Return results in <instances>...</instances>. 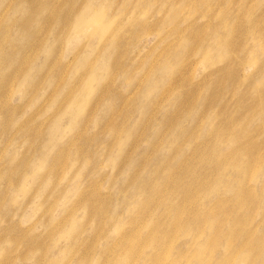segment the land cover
<instances>
[{
  "label": "rangeland",
  "instance_id": "obj_1",
  "mask_svg": "<svg viewBox=\"0 0 264 264\" xmlns=\"http://www.w3.org/2000/svg\"><path fill=\"white\" fill-rule=\"evenodd\" d=\"M0 87V264L264 263V0H0Z\"/></svg>",
  "mask_w": 264,
  "mask_h": 264
},
{
  "label": "bare ground",
  "instance_id": "obj_2",
  "mask_svg": "<svg viewBox=\"0 0 264 264\" xmlns=\"http://www.w3.org/2000/svg\"><path fill=\"white\" fill-rule=\"evenodd\" d=\"M182 3V2H181ZM29 4V3H28ZM179 4V3H178ZM38 9V8H37ZM36 9V10H37ZM77 17L78 18H81V15L79 16L78 14H77ZM31 19V18H30ZM83 19V18H82ZM79 20V19H78ZM76 24H77V22H76ZM84 24V22H81V24H77V26L75 27L76 29H77V31H80L81 29V31H83L84 29H85V27L84 26H81V25H83ZM80 31V32H81ZM233 43V42H232ZM236 44V43H235ZM234 46H236V45H234ZM233 46V47H234ZM235 49V48H234ZM230 50V49H229ZM230 51H232V50H230ZM232 53V52H231ZM206 54H208L207 52H206ZM230 54V53H229ZM226 59V58H225ZM230 59V58H229ZM233 67V66H232ZM237 68V67H236ZM232 74V73H231ZM234 78V77H233ZM3 86V85H2ZM1 88L2 87H0V90H1ZM2 92V91H1ZM5 116H8V114L7 115H5ZM259 144V143H258ZM247 151V153L246 154H244L245 155V159H246V161H247V163L248 164H250L252 161H251V159H253L252 157H249V154H250V151H249V148L248 149H245L244 150V148H242L239 152H241V151ZM251 151H252V149H251ZM249 152V153H248ZM262 155V154H261ZM260 155V156H261ZM260 158V157H259ZM262 158V157H261ZM227 165V164H226ZM184 171V170H183ZM186 171H187V169H186ZM185 171V172H186ZM191 171V170H190ZM186 173H188V172H186ZM192 173V172H191ZM245 173V172H244ZM257 177V176H256ZM255 177V178H256ZM188 179H189V177H187ZM186 178V179H187ZM197 179V178H196ZM216 179V178H215ZM215 179H214V181H215ZM193 180V179H192ZM203 180V179H202ZM211 180V179H210ZM204 181V180H203ZM212 181V180H211ZM186 182V181H185ZM201 182V184H203L202 183V181H200V179H197V181L196 182H194V184H196L197 185V189L198 190H202L203 189V187H201L200 185L201 184H199ZM213 182V181H212ZM187 183V182H186ZM183 184V185H180V184H177V185H175V188L174 189H172V190H170V192H173V193H175L176 194V196H179V197H181L182 199H184L186 202H194V203H196V200L194 199V196L192 195V193H191V188H192V184H190V183H187V184ZM227 185V184H226ZM174 186V185H173ZM194 188V187H193ZM171 189V188H170ZM231 190V189H230ZM217 191V190H216ZM233 191V190H232ZM252 194H254V193H252ZM251 194V195H252ZM253 199H254V196H253ZM243 200V199H242ZM241 200V204H242V201ZM252 200V199H251ZM254 202V201H253ZM194 203H190V205H195ZM249 203H252V202H250L249 201ZM245 204V203H244ZM172 205V207H173V216H174V221H173V223H172V225H171V229H170V234L171 235H175L177 232H182V233H186V234H189L190 232H191V227L189 226V225H186V224H184V223H182L180 220H181V217L183 216V213H184V211H183V209H181V206H179L178 207V205L177 204H175V203H172L171 204ZM223 205V202L221 201L216 207H221ZM249 205V204H248ZM252 206V205H251ZM227 214V213H226ZM224 215V216H227V215ZM193 216V219H201V225H205V224H208V222L209 221H211V222H213L214 220H215V218L213 219L210 215L208 216V215H205V214H202V217L203 218H201V216L199 217V215H198V213L196 214V212L194 213V214H192ZM218 218V217H217ZM240 221V220H239ZM243 221V220H242ZM204 222H207V223H204ZM216 226V225H215ZM216 228V227H215ZM203 231H199V233L201 234ZM209 238H210V245H213V244H215L217 241H218V233H217V231H215V230H213V232H212V234L209 236ZM155 240V239H154ZM156 241V240H155ZM229 242H231V240H229ZM242 248V247H241ZM240 249V248H239ZM238 249V250H239ZM243 249V248H242ZM242 249H240V250H242ZM239 250V251H240ZM35 253H37V252H35ZM251 252H248V253H246V254H244V256L242 257L243 259H248V258H246V257H248V256H250L251 254H250ZM254 254H255V252H253ZM131 255H132V252H128L127 254H126V258L127 257H131ZM256 255V254H255ZM226 264H232L231 263V261L229 260ZM250 264H254L253 262H251ZM264 264V263H263Z\"/></svg>",
  "mask_w": 264,
  "mask_h": 264
}]
</instances>
